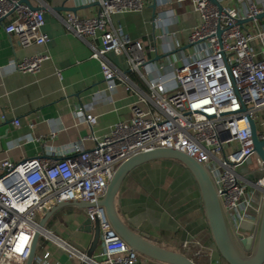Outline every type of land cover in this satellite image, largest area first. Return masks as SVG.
Listing matches in <instances>:
<instances>
[{"label": "built area", "instance_id": "2783aa9c", "mask_svg": "<svg viewBox=\"0 0 264 264\" xmlns=\"http://www.w3.org/2000/svg\"><path fill=\"white\" fill-rule=\"evenodd\" d=\"M96 1V14L81 16L68 11L60 19L89 44L108 88L122 84L136 94L132 115L97 135L98 116L86 112L87 138L93 141L90 148L80 142L59 154L49 149L47 157L0 159V264H24L36 232L43 249L41 254L36 252L34 264H64L63 255L70 264H143L98 202L121 162L160 147L179 150L204 166L237 238H241L243 222L258 223L264 177L251 178L239 172V167L257 156L258 168L264 170L252 136L254 124L259 140L264 141V29L245 27L240 20L256 21L264 8L252 0H195L200 20L188 36L189 46L176 44L175 58L171 52L164 54L163 60H155L153 67L143 71L149 63L144 43L128 37L113 16L142 11L146 0ZM36 2L33 8L21 0H0V26L23 47L49 41L42 29L45 3ZM97 39L99 45L94 42ZM150 51L157 50L152 47ZM109 52L125 54L129 70L147 88L138 86L115 65ZM48 58L46 52L37 53L16 60L15 66L22 73H37ZM57 73L61 76L59 70ZM13 122L20 125L18 119ZM65 200L94 204L85 211L92 225H99L100 251L88 254L40 226L45 212ZM193 245L192 241L182 244L201 258L194 260L196 264H215L211 250Z\"/></svg>", "mask_w": 264, "mask_h": 264}, {"label": "crops", "instance_id": "0c3cea01", "mask_svg": "<svg viewBox=\"0 0 264 264\" xmlns=\"http://www.w3.org/2000/svg\"><path fill=\"white\" fill-rule=\"evenodd\" d=\"M194 1L146 0L142 11L113 16L128 37L144 43L151 64L143 67V71L153 67L155 60H163L164 54H172L176 44L179 43L181 48L188 45V36L200 20ZM252 1L264 8V0ZM43 2L45 23L42 29L49 36L47 44L23 47L0 26V159L8 157L19 161L47 157L50 156L49 149L59 154L80 142L84 148H90L93 141L87 138L90 128L85 113L98 116L94 130L97 135H102L116 122L130 119L137 101L136 94L122 84L108 88L100 62L91 56L89 44L60 19L72 11L71 8H76L75 12L81 16L94 15L98 10L97 1ZM153 3L155 7H152ZM244 26L264 29V18L245 21ZM94 42L100 44L98 39ZM254 46L261 47L258 42ZM152 47L157 51L151 52ZM42 52L49 58L43 61L37 73H22L16 69V60ZM157 55L161 57L155 59ZM107 56L138 86L147 88L146 82L129 70L125 54L109 52ZM15 119L19 120V126L14 124ZM115 203L121 218L152 242L183 252L197 262L201 258L192 249L182 246L184 241H192L194 248L198 244L211 250L215 264H227L215 246L196 180L180 162L156 159L135 167L124 179ZM86 220L85 209L66 205L53 213L46 227L92 254L100 251V238L93 247L94 233L84 229ZM241 232V238L245 240L256 234L254 226ZM244 245L241 244L242 250L250 254L252 245L250 250ZM65 257L61 256L60 260L70 264ZM152 264L164 263L152 261Z\"/></svg>", "mask_w": 264, "mask_h": 264}, {"label": "water", "instance_id": "95a60500", "mask_svg": "<svg viewBox=\"0 0 264 264\" xmlns=\"http://www.w3.org/2000/svg\"><path fill=\"white\" fill-rule=\"evenodd\" d=\"M21 1L28 3L31 7L35 8L30 0ZM212 1L216 2V0ZM152 7H155V3L152 4ZM71 10L75 12L76 8H71ZM255 18L263 19L264 11L258 14ZM252 19L253 18L241 19L240 22L244 23L245 21ZM188 46L189 44L183 48ZM160 57V55H157L155 59H159ZM252 136L255 151L257 155L264 160V141L259 140L257 129L254 124L252 126ZM156 159L176 160L180 162L188 171H190L195 178L200 190L202 207L207 218L215 246L218 249L224 263L264 264V195L258 223L256 226L253 225L256 233L255 236H248L247 240H245V238L239 239L234 235L230 227L212 178L204 166L191 156L168 147H160L146 152H139L121 162L113 174L106 193L98 202L100 205L105 207L112 227L131 248L135 249L141 256L150 261H157L164 264H196V262L185 253L162 247L134 230L121 218L117 211L115 199L124 179L135 167ZM66 205H76L85 209L89 206H93L94 204L82 200H65L59 202L46 211L40 218V226L46 227L53 213ZM84 225L86 226L84 228L86 231L94 233L93 247H95L100 238L99 225L96 222L95 226H92L89 219L84 222ZM39 239L40 233L36 232L32 241L30 254L24 264H34V257L37 252ZM241 244H245L244 246L245 248H248L247 250H250L249 248L252 245L251 253L246 254V252L242 250ZM90 253H92V250Z\"/></svg>", "mask_w": 264, "mask_h": 264}, {"label": "rangeland", "instance_id": "374dc122", "mask_svg": "<svg viewBox=\"0 0 264 264\" xmlns=\"http://www.w3.org/2000/svg\"><path fill=\"white\" fill-rule=\"evenodd\" d=\"M191 33V32H190ZM261 57V56H258ZM257 156H254L252 158L251 161L246 162L245 164L241 165L239 167V172H241L242 174L248 175L251 178H263L264 177V170L259 169L258 165H257ZM259 195V194H258ZM253 224L249 221H246L245 224L243 223L240 227V230L243 231V229H252ZM42 244L40 242L38 248H37V254H41L42 253ZM78 249L83 250V247L76 244L75 245ZM65 259H68V257H65ZM138 260L143 263V264H152V261L145 259L143 256H141L140 254H138ZM198 261V260H197Z\"/></svg>", "mask_w": 264, "mask_h": 264}]
</instances>
